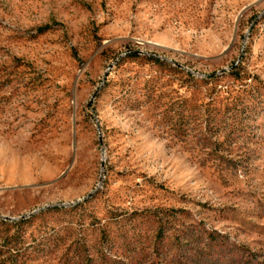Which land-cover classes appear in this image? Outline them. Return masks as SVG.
<instances>
[{
  "label": "rangeland",
  "instance_id": "obj_1",
  "mask_svg": "<svg viewBox=\"0 0 264 264\" xmlns=\"http://www.w3.org/2000/svg\"><path fill=\"white\" fill-rule=\"evenodd\" d=\"M237 66L264 0H0V264H264V114H175Z\"/></svg>",
  "mask_w": 264,
  "mask_h": 264
},
{
  "label": "trees",
  "instance_id": "obj_2",
  "mask_svg": "<svg viewBox=\"0 0 264 264\" xmlns=\"http://www.w3.org/2000/svg\"><path fill=\"white\" fill-rule=\"evenodd\" d=\"M229 74L234 82L227 86L212 85L210 90H205L208 102L203 111H199V116L192 114L193 109L189 110L188 116L182 115L178 109L175 113L176 121L189 120L193 123V120L200 117L199 126L205 137L223 135L227 140L233 141L241 136H250L254 124L262 119L264 114V84L254 77L244 76L239 66L233 67ZM189 75L193 78L192 74ZM217 78L216 74H212L202 78V81L208 84ZM221 92L226 98L216 101V97Z\"/></svg>",
  "mask_w": 264,
  "mask_h": 264
},
{
  "label": "water",
  "instance_id": "obj_3",
  "mask_svg": "<svg viewBox=\"0 0 264 264\" xmlns=\"http://www.w3.org/2000/svg\"><path fill=\"white\" fill-rule=\"evenodd\" d=\"M225 72H221V74H224ZM75 205V203H71V204H63L62 206H66V207H69V206H74ZM41 210H36V211H34L33 213H32V215L33 214H36V213H38V212H40ZM2 218H4V217H2ZM5 219H8V220H13L12 218H5Z\"/></svg>",
  "mask_w": 264,
  "mask_h": 264
}]
</instances>
